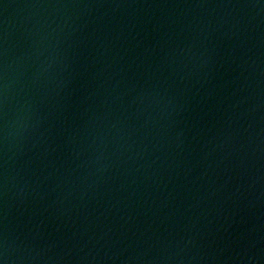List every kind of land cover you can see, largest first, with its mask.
Masks as SVG:
<instances>
[{
  "label": "water",
  "instance_id": "1",
  "mask_svg": "<svg viewBox=\"0 0 264 264\" xmlns=\"http://www.w3.org/2000/svg\"><path fill=\"white\" fill-rule=\"evenodd\" d=\"M172 0H0V167L99 79Z\"/></svg>",
  "mask_w": 264,
  "mask_h": 264
}]
</instances>
